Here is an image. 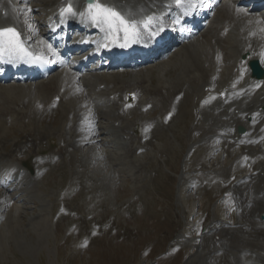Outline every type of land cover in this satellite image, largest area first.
Segmentation results:
<instances>
[{
    "label": "rangeland",
    "instance_id": "374dc122",
    "mask_svg": "<svg viewBox=\"0 0 264 264\" xmlns=\"http://www.w3.org/2000/svg\"><path fill=\"white\" fill-rule=\"evenodd\" d=\"M35 5L40 10L38 0ZM177 60L179 56L169 66L157 63L143 73H153L157 85V69L168 68V78L173 79L180 73ZM141 71L137 74L142 75ZM205 106L194 94L189 99L182 97L175 112L173 108L169 111L174 114L168 117L166 127L148 130L145 151L138 155L137 151L128 156L125 145V150H119L113 141L116 138L108 133L101 137L107 149L96 140V145L85 142L76 146L78 149L69 147L55 161L50 159L56 154L47 156L55 153L52 149L60 152L66 144L49 143L41 134L57 129L63 113L49 111L37 125L40 135L36 145H29L19 158L31 163L41 153L49 167L38 170L37 188L33 192L27 189L29 193L22 196L18 207L14 196H9L12 202L0 216L5 219L0 224V264H211L203 258L202 246L213 250L216 239L213 242L210 227L222 221L228 226L239 222L240 211L233 202L235 184L230 187L229 176L232 172L242 176L244 172L239 171L245 167L234 164L244 162L238 157L241 149L230 157L229 145L218 151L206 148L201 128L206 112L214 106ZM160 109L149 113V118L158 117ZM31 127L9 123L0 136L3 153L24 142L35 128ZM49 150L52 153L48 154ZM245 171L252 174L253 170ZM220 250L227 254L226 246ZM218 256L220 261L214 264H226L225 259L233 257L227 254L224 258L223 251Z\"/></svg>",
    "mask_w": 264,
    "mask_h": 264
},
{
    "label": "bare ground",
    "instance_id": "6f19581e",
    "mask_svg": "<svg viewBox=\"0 0 264 264\" xmlns=\"http://www.w3.org/2000/svg\"><path fill=\"white\" fill-rule=\"evenodd\" d=\"M19 1L31 0H0V29L14 27L31 39L32 45V35L23 26L24 21L18 19L19 13L15 14L16 18L12 17V6ZM69 1L38 0L39 9L47 20L53 14H61ZM72 1L79 6L77 10H86L87 6H81L80 0ZM103 1L124 14L131 13L139 19L151 13L156 2L163 0H150L152 5H146L144 0ZM35 9L38 7L29 6L26 12L33 13ZM246 13H238L232 3L222 4L210 27L166 61L168 65L174 57L179 56L180 60L175 62V66L180 69V73L169 79L168 68L160 67L157 69V85L153 84V73L148 72V67L152 69L153 65L143 69L148 70L146 74L142 70V75L130 73L131 76L126 78L97 71L80 77L73 70L62 68L47 80L30 86L0 85V136L11 122L28 123L35 127H31L33 132L28 138L15 144L10 152L3 153L6 150L0 138V216L3 210L7 212V207L12 202L9 196H14L13 200L18 207L21 202L19 196L37 188V180L34 176L31 177L29 171L40 169L44 165L42 160L46 159H42L41 153L35 155L30 164L19 158L29 145H36L40 135L37 125L42 122L45 113L55 109L62 110L60 126L53 131L46 129L41 135L49 143L66 144L61 147L60 152L52 149L55 153L49 150L48 154H52L45 156L53 157L56 154L54 158L63 157L59 156L60 153L66 154L69 147L75 145L73 149H78L85 142L96 143L91 137H106L108 133L116 138L113 140L116 144L123 141L127 155L131 156L144 149L148 129L166 127V121L171 115L169 111L178 105L182 97L189 99L194 94L204 108L206 104L214 106L206 112L201 128L206 148L222 150L229 145L230 139L236 140L239 145H229L228 156L235 155L241 149L239 158L248 163L247 171H254L242 176L232 172L229 176L232 185L235 184L233 192L240 211L239 222L228 226L222 221L210 227L213 242L216 240L211 251L207 246H202L203 258L211 264L219 263L218 254L223 251L224 258H227V254L236 258L234 263V258L228 257L229 259H225L226 264H264V221L261 220L264 216V82L250 79L248 72L243 69L246 63L242 61L244 56L263 60L264 16L262 13ZM85 22L91 25L89 21ZM34 27L39 32L38 21H34ZM228 29V34L224 36ZM257 84L260 87H256ZM80 94L84 95L83 99ZM160 108L163 109L162 112ZM157 109H160V116L149 118L148 113ZM134 115L136 118H133ZM239 127L244 128L243 134L237 131ZM105 153L111 156L108 151ZM42 155L44 156L43 152ZM20 169H24V175H20ZM235 176L240 179L237 177V180ZM230 196L232 197L231 194ZM233 201L235 202L234 199ZM4 220L1 218L0 224ZM224 246L227 247V254L226 250H220Z\"/></svg>",
    "mask_w": 264,
    "mask_h": 264
},
{
    "label": "snow or ice",
    "instance_id": "6c2138e0",
    "mask_svg": "<svg viewBox=\"0 0 264 264\" xmlns=\"http://www.w3.org/2000/svg\"><path fill=\"white\" fill-rule=\"evenodd\" d=\"M186 0H175L178 7H184ZM188 6H193L189 3ZM31 9H28L30 12ZM238 13H244V9L237 8ZM70 14L76 16L77 13L73 10L71 4L61 10V15ZM82 20L89 21L92 25L105 32L106 39L111 37L113 41L120 38L121 33L125 43L121 47H126L128 43L137 42L144 32H148L150 36L156 35L157 32L163 31V25L156 26V22L160 19L154 15L147 17L135 18L131 13L124 14L115 6L106 5L101 0H90L85 11L79 13ZM264 31V29H262ZM107 47V44L103 45ZM55 54V53H53ZM29 55L21 33L14 27L0 29V58L7 57L11 59H20ZM256 87H260L259 84ZM208 103V101H205ZM171 117L169 116V119Z\"/></svg>",
    "mask_w": 264,
    "mask_h": 264
},
{
    "label": "water",
    "instance_id": "95a60500",
    "mask_svg": "<svg viewBox=\"0 0 264 264\" xmlns=\"http://www.w3.org/2000/svg\"><path fill=\"white\" fill-rule=\"evenodd\" d=\"M253 67H254V70L257 71V66H256V64H254Z\"/></svg>",
    "mask_w": 264,
    "mask_h": 264
}]
</instances>
